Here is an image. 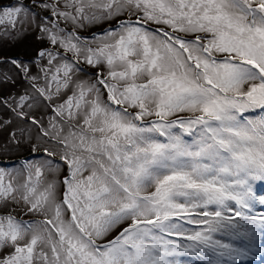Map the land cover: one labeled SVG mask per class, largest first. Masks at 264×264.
Listing matches in <instances>:
<instances>
[{"label":"snow or ice","instance_id":"1","mask_svg":"<svg viewBox=\"0 0 264 264\" xmlns=\"http://www.w3.org/2000/svg\"><path fill=\"white\" fill-rule=\"evenodd\" d=\"M39 7L50 15L32 13L38 38L52 47L31 62H8L34 94L20 96L17 108L33 99L29 109L46 106L52 116L45 126L12 111L53 141L44 151L58 153L68 173L60 179L61 164L51 160L0 168V264L249 258L264 238V210H256L264 194L254 187L264 182V0H41ZM30 11L4 6L0 24L23 26ZM113 21L91 37L79 34ZM41 60L38 86L29 63ZM81 65L98 69L95 78ZM13 204L30 219L5 213Z\"/></svg>","mask_w":264,"mask_h":264},{"label":"rangeland","instance_id":"2","mask_svg":"<svg viewBox=\"0 0 264 264\" xmlns=\"http://www.w3.org/2000/svg\"><path fill=\"white\" fill-rule=\"evenodd\" d=\"M41 0H0V8L4 6L10 5H24L27 6L31 11L27 17L26 23L21 26V23L17 21L15 28H11L8 24H0V100L8 101V104L11 107H7L9 110L17 109V111H27L31 116H34L37 120L43 121V113L40 112L36 107L39 106L37 104L32 109L28 108L29 103H33V99L27 101L22 108H17V102L19 97L22 95H29L34 97L32 91L31 82L24 77V74L19 72L16 67H14L8 61L13 59H21L26 62L33 61L38 54V51L42 48H49L52 45L42 41L38 38L40 33L37 31V23L38 20L33 19L32 13L38 14L39 17L48 18L49 12L41 9L39 7ZM51 2V0H49ZM134 18V17H133ZM51 25H49L50 27ZM115 26V22L113 21L111 24H105L102 26H85L83 30H78L79 34L83 37H91L93 33H100L104 28ZM7 32V35H6ZM31 64V63H29ZM37 68V72L41 71L42 68L45 67V62L41 60ZM82 68L87 70L89 79H94V73L98 71V69L91 68L88 65H81ZM30 75H37L35 72L32 73L30 71ZM20 76L25 82V86L18 87L16 92H12L8 87L5 86L4 82H9L15 77ZM39 78V77H38ZM21 82V80H19ZM38 86H43V78L38 81ZM70 94V93H69ZM44 112V111H43ZM45 112L52 116L51 110L46 107ZM0 117H2V113L0 111ZM5 130L10 139L7 144L0 141V168H4L6 170H19L23 167L24 163L28 160L32 162H42L44 160H51L53 164H61V172L59 178L62 179L63 176L67 175L68 170L63 165V162L60 161L59 154L56 153L52 157H49L44 149L48 148L49 152L54 150V143L49 138H38L40 136L39 130L36 126L32 125L26 118L19 119L16 124L11 125L8 120L0 119V132ZM29 130L32 132H36L38 137L32 138L29 135ZM15 131V140L19 143H13V137L11 133ZM33 144L36 146V152L33 153ZM45 177H48L47 168L44 169ZM45 177H42L44 179ZM50 178V177H48ZM255 189L263 191V183L254 184ZM63 185L60 186L59 193L62 198L63 194ZM9 210H12V214L18 217L22 216L24 219L30 218V215H24L26 212V207L23 204H13L10 206V209H4V212L7 213ZM257 211H262L257 210ZM126 226V225H125ZM116 233H112L105 239L110 240ZM227 239V238H224ZM261 242L264 243V238L260 239ZM243 264L246 263V261Z\"/></svg>","mask_w":264,"mask_h":264},{"label":"bare ground","instance_id":"3","mask_svg":"<svg viewBox=\"0 0 264 264\" xmlns=\"http://www.w3.org/2000/svg\"><path fill=\"white\" fill-rule=\"evenodd\" d=\"M29 67H30V71H31L32 73L35 72L37 75H40V76H38V77L41 78V76H42L41 71H38V72H37V68H36L35 66H33L32 64H29ZM78 75H79L80 78H82V79L85 78L83 73H80V74H78ZM87 78L89 79L88 76H87ZM19 80H21V82H20ZM4 84H5V86L8 87L12 92H16V91L18 90V87H20L21 85H22V86H25V82L23 81L22 78H20V76L15 77L14 79L10 80L9 82H4ZM36 108L39 109L41 113H43V121H44V124H45V126H46V124H47V118L49 117V115L45 112V110H46V106H41V105H39V106H37ZM0 111H1V113H2V117H0V119H1V120L3 119L4 121H5V120H8L9 123H10L11 125L16 124L17 121H18L19 119H21L20 117H18V116L16 115L15 112H13L12 110H9V109L7 108V106H5L4 104H0ZM43 111H44V112H43ZM8 134H9V132H8ZM8 134L6 133L5 130L1 131V132H0V141L3 142V143H5V144H7V142L10 141V139H9V137H8ZM31 137H32V138H36V137H38V134H37L36 132H32V133H31ZM60 172H61V170H60ZM59 176H61L60 173H59Z\"/></svg>","mask_w":264,"mask_h":264},{"label":"crops","instance_id":"4","mask_svg":"<svg viewBox=\"0 0 264 264\" xmlns=\"http://www.w3.org/2000/svg\"><path fill=\"white\" fill-rule=\"evenodd\" d=\"M28 219H30V218H28Z\"/></svg>","mask_w":264,"mask_h":264}]
</instances>
